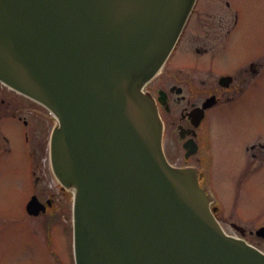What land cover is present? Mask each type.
<instances>
[{
    "label": "water",
    "instance_id": "water-1",
    "mask_svg": "<svg viewBox=\"0 0 264 264\" xmlns=\"http://www.w3.org/2000/svg\"><path fill=\"white\" fill-rule=\"evenodd\" d=\"M195 2L0 0V82L56 119L49 156L74 193L75 264H264L225 234L196 174L168 164L144 90Z\"/></svg>",
    "mask_w": 264,
    "mask_h": 264
},
{
    "label": "rangeland",
    "instance_id": "rangeland-1",
    "mask_svg": "<svg viewBox=\"0 0 264 264\" xmlns=\"http://www.w3.org/2000/svg\"><path fill=\"white\" fill-rule=\"evenodd\" d=\"M227 1L240 10L239 26L231 35L232 46L237 45L238 49L234 55L232 52L222 53L212 66L233 71L235 65H240L244 60L253 62L263 59L264 62V0ZM210 2L202 0L197 15L175 53V62L183 54L194 55L188 51L189 48L217 47L219 42L216 39L220 38L228 19L224 17L220 5L215 9L208 8ZM173 60L170 64H176ZM256 85L249 104L230 112L218 111V114H213L215 134L217 131L215 168L208 176V190L222 212L216 219L223 230L236 237L239 234L233 230L232 223L246 230L247 235L243 239L264 253V239L258 237L255 231L264 227V156L252 157V169L248 172V159L244 153L245 143L259 136L264 137V70ZM233 131L237 136L232 135ZM0 133L8 137L7 147L10 148L9 151H0V264H61V261L70 264L71 236L69 232L60 230L64 218L58 217L60 220L56 222L61 224H57L58 228L53 229V232L51 230L49 236L45 231V217H28L25 212L32 184L22 126L10 120L0 127ZM47 138L48 134L45 138L43 136L44 166L48 165L49 158ZM48 189L52 193L56 192L57 187L50 181ZM42 191L44 194L47 189ZM43 196L47 197L45 194ZM66 206L62 214L68 217L66 223H70L69 197Z\"/></svg>",
    "mask_w": 264,
    "mask_h": 264
},
{
    "label": "flooded vegetation",
    "instance_id": "flooded-vegetation-1",
    "mask_svg": "<svg viewBox=\"0 0 264 264\" xmlns=\"http://www.w3.org/2000/svg\"><path fill=\"white\" fill-rule=\"evenodd\" d=\"M201 2L202 0L196 9L194 7L195 10L193 9L190 15L191 17L193 14L190 23L197 15ZM219 5L224 10L222 12L228 22L220 38L216 39L219 42L217 47L215 49L206 46L189 48L188 51L194 55L183 54L176 62L172 59L176 64H170L168 59L159 74L145 86V91L152 96L162 120V148L167 162L174 168L195 173L199 186L205 190L209 188L208 176L215 168L214 147L217 131L215 134L213 114H218V111L230 112L237 107L249 104L251 92L257 87L256 83L263 76L264 70L263 59L253 62L244 60L240 65H235L233 71L212 66L222 53L232 52L234 55L238 49L237 45L232 46L231 35L239 26L240 10L227 0H211L208 8L215 9ZM185 33L186 29L178 43L182 41ZM178 43L174 49L175 52L179 49ZM162 75L164 76L159 80ZM10 120H15L22 126V137L30 161L32 191L25 203V212L28 217L44 216L45 231L49 236H51L50 231L53 232L60 223L56 222L58 217L64 218L61 220L60 230L70 233L72 240L70 264H75L72 247L74 193L58 182L49 158L48 165H42L45 144L43 136L45 138L48 134L46 147H48L49 157V141L56 120L44 106L0 82V127ZM232 135L237 136L235 131ZM262 140L264 137L259 136L256 140L244 145L245 157L248 159L246 169L248 172L252 169L251 158L257 155L264 156ZM8 145V137L0 133V151H9ZM50 181L55 183L56 192L49 191ZM44 188L47 189L44 193L47 195L46 198L42 194ZM67 197L71 199L70 223H66L68 217L62 214V211L63 213L65 211ZM31 201L35 202L41 210L35 216L27 212V205ZM212 208L215 217L218 218L222 213L220 208L217 204ZM232 227L240 238L247 235L246 230L233 226V223ZM228 235L236 237V235ZM61 264H63L62 261Z\"/></svg>",
    "mask_w": 264,
    "mask_h": 264
},
{
    "label": "bare ground",
    "instance_id": "bare-ground-1",
    "mask_svg": "<svg viewBox=\"0 0 264 264\" xmlns=\"http://www.w3.org/2000/svg\"><path fill=\"white\" fill-rule=\"evenodd\" d=\"M200 3V0H198V3L196 4V6H195V9L197 8V6H198V4ZM194 9V10H195ZM193 17V14H192V16L190 17V19H189V21H188V23H187V25H186V27L184 28V29H186V31H187V29H188V27H189V24H190V21H191V18ZM184 31V30H183ZM183 35V34H182ZM182 37V36H181ZM183 40V39H182ZM182 42V41H181ZM181 42L180 43H178L179 44V46H180V44H181ZM179 50V49H178ZM175 51H174V55H172V54H169V56H168V59L170 60V62H171V60L173 59V57H175ZM171 56V57H170ZM152 81V80H151ZM150 81V82H151ZM144 89H145V87H144ZM159 117H160V115H159ZM161 119V118H160ZM162 121V120H161ZM162 123V122H161ZM162 126H163V124H162ZM162 136H163V128H162ZM162 136H161V142H162ZM161 145H162V143H161ZM162 152H163V148H162ZM163 155H164V152H163ZM165 156V155H164ZM73 200H74V197H73ZM72 210H73V203H72ZM41 210H40V208H39V212H40ZM38 212V213H39ZM33 215V214H32ZM35 216V215H34ZM74 246V244L72 243V247Z\"/></svg>",
    "mask_w": 264,
    "mask_h": 264
}]
</instances>
